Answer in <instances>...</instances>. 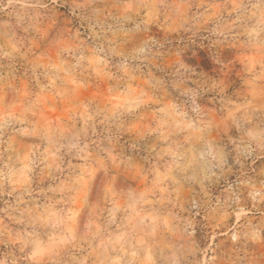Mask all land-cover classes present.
Instances as JSON below:
<instances>
[{
	"label": "rangeland",
	"instance_id": "obj_1",
	"mask_svg": "<svg viewBox=\"0 0 264 264\" xmlns=\"http://www.w3.org/2000/svg\"><path fill=\"white\" fill-rule=\"evenodd\" d=\"M0 264H264V0H0Z\"/></svg>",
	"mask_w": 264,
	"mask_h": 264
}]
</instances>
